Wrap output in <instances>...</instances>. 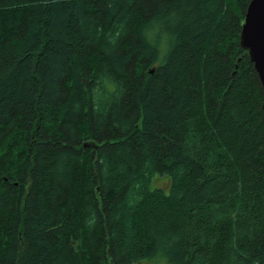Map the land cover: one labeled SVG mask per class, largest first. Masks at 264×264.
<instances>
[{"label":"trees","instance_id":"16d2710c","mask_svg":"<svg viewBox=\"0 0 264 264\" xmlns=\"http://www.w3.org/2000/svg\"><path fill=\"white\" fill-rule=\"evenodd\" d=\"M250 1L0 0V264H264Z\"/></svg>","mask_w":264,"mask_h":264},{"label":"water","instance_id":"95a60500","mask_svg":"<svg viewBox=\"0 0 264 264\" xmlns=\"http://www.w3.org/2000/svg\"><path fill=\"white\" fill-rule=\"evenodd\" d=\"M239 46L246 51L256 71L263 94L264 114V0H251L239 34Z\"/></svg>","mask_w":264,"mask_h":264},{"label":"rangeland","instance_id":"374dc122","mask_svg":"<svg viewBox=\"0 0 264 264\" xmlns=\"http://www.w3.org/2000/svg\"><path fill=\"white\" fill-rule=\"evenodd\" d=\"M170 180L168 176L155 175L151 180V189H161L164 193L169 192ZM158 259V260H157ZM146 264H167L163 258L157 257L145 261Z\"/></svg>","mask_w":264,"mask_h":264}]
</instances>
